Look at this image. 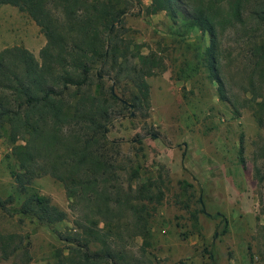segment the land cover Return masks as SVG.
<instances>
[{"label":"trees","instance_id":"16d2710c","mask_svg":"<svg viewBox=\"0 0 264 264\" xmlns=\"http://www.w3.org/2000/svg\"><path fill=\"white\" fill-rule=\"evenodd\" d=\"M130 2L0 0L24 10L46 38L39 58L22 44L0 49V137L10 143L18 163L12 176L16 190L24 196L20 218L51 225L66 217L65 209L32 189L33 180L44 174L63 184L74 206L88 203L75 219L76 229L60 233L67 246L57 251L56 264H144L115 241L122 228L147 237L152 212L164 196L160 177L126 188L118 182L120 165L112 155L113 141L107 137L112 117L128 106H146L147 78L166 69L161 55L153 49L142 52V43L126 35L124 15ZM161 10L174 21L181 15L188 32L197 28L207 34L208 44L196 55L216 81L223 100L232 101L220 71V36L228 27H239L248 35L250 74L264 77V0H150L144 7L146 14ZM184 68L180 66L177 78L191 77L197 67ZM106 77L119 91L105 84ZM254 93L253 99L258 96ZM254 100L261 110L264 100ZM247 104L252 106L250 101ZM233 110L239 114L238 106ZM263 120L259 115L260 124ZM258 171L256 166L260 179ZM132 174L137 176L138 171ZM13 199L12 194L0 196V212L13 215ZM126 213L131 216L129 224L123 220ZM13 255L14 264L31 260L21 233L0 231V256Z\"/></svg>","mask_w":264,"mask_h":264},{"label":"rangeland","instance_id":"374dc122","mask_svg":"<svg viewBox=\"0 0 264 264\" xmlns=\"http://www.w3.org/2000/svg\"><path fill=\"white\" fill-rule=\"evenodd\" d=\"M130 1L124 15L126 35L142 43V52L153 49L161 55L166 69L147 78L146 106H128L112 117L107 137L120 165L118 182L126 188L160 177L164 196L150 217L149 235H131V230L122 228L115 245L123 244L144 264H264V120L258 121L259 115L264 116V103L260 110L254 100H264V77L250 74L248 35L239 27H228L220 36V71L232 97L228 102L196 55L208 44L207 34L197 28L188 32L181 15L174 21L165 10L146 14L150 0ZM45 41L24 10L0 4V49L22 44L39 58ZM195 65L196 70L191 69ZM180 66L196 72L177 78ZM104 81L113 85L107 77ZM254 92L258 96L253 99ZM235 106L239 114L234 113ZM16 168L10 143L0 137V196L12 194L10 206L16 210L13 215L0 212V231L23 235L31 254L29 264H56L57 251L67 246L60 233L76 229L75 219L88 203L74 206L63 184L44 174L33 180L32 189L48 195L67 215L51 225L29 217L21 220L18 209L24 196L15 188ZM130 219L129 213L123 217L128 224ZM15 260L14 255L0 256V264Z\"/></svg>","mask_w":264,"mask_h":264}]
</instances>
